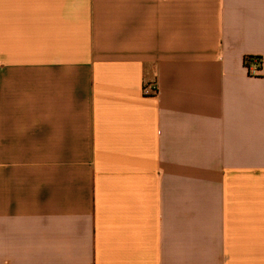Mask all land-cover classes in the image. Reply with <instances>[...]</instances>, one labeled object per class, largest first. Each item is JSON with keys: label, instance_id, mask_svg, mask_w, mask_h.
<instances>
[{"label": "crops", "instance_id": "1", "mask_svg": "<svg viewBox=\"0 0 264 264\" xmlns=\"http://www.w3.org/2000/svg\"><path fill=\"white\" fill-rule=\"evenodd\" d=\"M0 264H264V0H0Z\"/></svg>", "mask_w": 264, "mask_h": 264}, {"label": "trees", "instance_id": "2", "mask_svg": "<svg viewBox=\"0 0 264 264\" xmlns=\"http://www.w3.org/2000/svg\"><path fill=\"white\" fill-rule=\"evenodd\" d=\"M245 64H247L248 67H250L251 65L256 64V58L254 57H248L245 59Z\"/></svg>", "mask_w": 264, "mask_h": 264}, {"label": "built area", "instance_id": "3", "mask_svg": "<svg viewBox=\"0 0 264 264\" xmlns=\"http://www.w3.org/2000/svg\"><path fill=\"white\" fill-rule=\"evenodd\" d=\"M250 69H251V71H254V72L257 71L256 67H252V66H251Z\"/></svg>", "mask_w": 264, "mask_h": 264}]
</instances>
